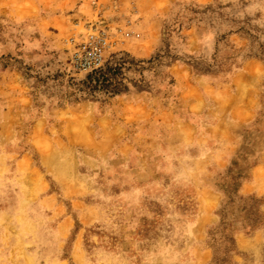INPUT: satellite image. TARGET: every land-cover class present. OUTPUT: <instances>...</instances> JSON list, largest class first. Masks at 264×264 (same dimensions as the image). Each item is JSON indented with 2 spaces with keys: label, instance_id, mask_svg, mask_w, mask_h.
<instances>
[{
  "label": "rangeland",
  "instance_id": "374dc122",
  "mask_svg": "<svg viewBox=\"0 0 264 264\" xmlns=\"http://www.w3.org/2000/svg\"><path fill=\"white\" fill-rule=\"evenodd\" d=\"M94 1L0 0V264H264V0H99L120 95L69 66Z\"/></svg>",
  "mask_w": 264,
  "mask_h": 264
},
{
  "label": "built area",
  "instance_id": "2783aa9c",
  "mask_svg": "<svg viewBox=\"0 0 264 264\" xmlns=\"http://www.w3.org/2000/svg\"><path fill=\"white\" fill-rule=\"evenodd\" d=\"M110 10L117 12L119 0H107ZM95 18L84 24V32L69 39V66L75 73L90 74L100 71L107 60V55L126 40L136 38L132 30L133 22L125 18L122 24L107 20L103 1L95 0Z\"/></svg>",
  "mask_w": 264,
  "mask_h": 264
},
{
  "label": "trees",
  "instance_id": "16d2710c",
  "mask_svg": "<svg viewBox=\"0 0 264 264\" xmlns=\"http://www.w3.org/2000/svg\"><path fill=\"white\" fill-rule=\"evenodd\" d=\"M6 52L7 51L5 50V48L1 49L0 57H3V56L7 57L8 53ZM161 58L162 57L159 56L156 59L157 60L159 59V61H162ZM156 59H153V61H156ZM151 60L150 61L132 60V61L139 63V64H145V63L152 62ZM124 63L125 62L123 61V58L116 59L114 57H111L110 62L106 64L104 70L98 71L97 74H95L96 77L88 76V79L91 82L95 81L97 87L100 88L102 91H105L106 93H111L112 95H120L124 93L123 90H121L123 87L122 86L123 84L121 82L123 78V73H122L123 66L122 65ZM170 63H172V61ZM201 74L209 75V72H202ZM94 90H96V87L94 88ZM227 242L229 243L230 247L233 248V245H234L233 239L227 238Z\"/></svg>",
  "mask_w": 264,
  "mask_h": 264
},
{
  "label": "crops",
  "instance_id": "0c3cea01",
  "mask_svg": "<svg viewBox=\"0 0 264 264\" xmlns=\"http://www.w3.org/2000/svg\"><path fill=\"white\" fill-rule=\"evenodd\" d=\"M73 1V0H72ZM124 1V0H123ZM80 6H81V4H80ZM1 49H4V48H1ZM0 49V50H1ZM5 50L7 51L6 53H8V50H9V48L8 47H5Z\"/></svg>",
  "mask_w": 264,
  "mask_h": 264
}]
</instances>
